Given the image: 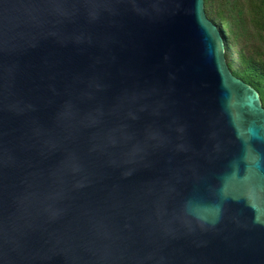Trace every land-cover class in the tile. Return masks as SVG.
<instances>
[{
	"label": "water",
	"instance_id": "1",
	"mask_svg": "<svg viewBox=\"0 0 264 264\" xmlns=\"http://www.w3.org/2000/svg\"><path fill=\"white\" fill-rule=\"evenodd\" d=\"M204 0H0V264H264V106Z\"/></svg>",
	"mask_w": 264,
	"mask_h": 264
},
{
	"label": "trees",
	"instance_id": "2",
	"mask_svg": "<svg viewBox=\"0 0 264 264\" xmlns=\"http://www.w3.org/2000/svg\"><path fill=\"white\" fill-rule=\"evenodd\" d=\"M225 42L227 64L255 88L264 106V0H204Z\"/></svg>",
	"mask_w": 264,
	"mask_h": 264
}]
</instances>
